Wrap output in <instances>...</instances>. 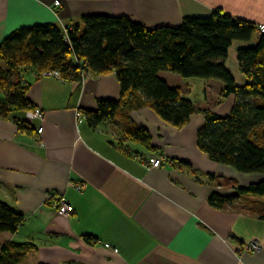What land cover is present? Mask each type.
<instances>
[{
	"label": "crops",
	"instance_id": "1",
	"mask_svg": "<svg viewBox=\"0 0 264 264\" xmlns=\"http://www.w3.org/2000/svg\"><path fill=\"white\" fill-rule=\"evenodd\" d=\"M217 9L264 26V0H0V43L38 24L81 27L86 16L126 17L153 29L176 27L185 17H207ZM237 45L229 49L226 66L242 86L246 80L238 70ZM161 77L202 110L226 116L233 106L232 96L220 101L217 81H203L201 93L197 86L193 101L188 85L165 73ZM17 78L28 86L33 109L0 116V202L23 215L24 223L14 234H0V245L35 246L21 264H264V220L237 205L218 210L207 202L212 191L226 195L232 186L261 177L238 174L199 151L201 114L178 129L146 105L126 110L129 124L148 131L151 149L126 140L120 118L96 128L85 118L77 122V112L94 110L99 100L119 99L113 72L67 83L27 68ZM4 99L2 94L0 102ZM16 120L30 133L20 131ZM141 157L161 158L162 165L151 168ZM218 176L229 178L228 186ZM51 195L72 205L71 217L55 213ZM252 242L259 251L244 252Z\"/></svg>",
	"mask_w": 264,
	"mask_h": 264
},
{
	"label": "trees",
	"instance_id": "2",
	"mask_svg": "<svg viewBox=\"0 0 264 264\" xmlns=\"http://www.w3.org/2000/svg\"><path fill=\"white\" fill-rule=\"evenodd\" d=\"M234 43L238 70L246 80L242 86L226 66ZM27 68L40 76L57 71L67 83H81L89 73L113 72L119 99L99 100L94 110L80 112L91 128L120 118L125 139L149 148L148 131L129 124V108L146 105L178 129L201 114L204 123L196 134L199 151L238 174L261 177L244 187L232 186L226 195L212 191L209 206L222 210L237 205L264 220V202L258 201L264 199V32L256 25L217 9L207 17H185L176 27L147 29L126 17L86 16L81 27L66 31L50 23L20 28L0 43V93L5 96L1 117L33 109L26 97L28 86L17 78L18 71ZM162 73L217 81L222 85L220 101L232 96L233 106L226 116L202 110L181 89L170 86ZM15 122L22 132L32 130L22 121ZM209 180L217 178L209 176ZM23 223V215L0 202V234H14ZM35 248L27 243L0 245V264H21Z\"/></svg>",
	"mask_w": 264,
	"mask_h": 264
},
{
	"label": "built area",
	"instance_id": "3",
	"mask_svg": "<svg viewBox=\"0 0 264 264\" xmlns=\"http://www.w3.org/2000/svg\"><path fill=\"white\" fill-rule=\"evenodd\" d=\"M55 5L58 6L59 3L56 2ZM258 30H259L260 33H263L264 32V26L263 25L259 26ZM43 75L54 77L56 79L62 80L60 75H59V73L57 71H51V72L45 73ZM35 113L37 115H41V112L39 110H35ZM76 119H77L78 123L84 120V116L82 115V113L80 111L77 112ZM41 132H42L41 128L37 129V136H39L41 134ZM39 140H37V143H38V145L40 147H42V142L39 141ZM139 159L141 160V162H143L145 164H148L149 167L154 168V169H158L162 165V159L158 158V157H151V158H148V159H145V158L141 157ZM74 188L77 191H81L83 187L81 185H79V184H75ZM49 199H50V204H51L53 210L55 211V213L59 217H62L64 219H67V218L71 217V215L73 214L74 210H73L72 205L65 198H63V197H54V196L51 195L49 197ZM259 249H260V246L256 242L248 243L245 246H243V248H242V250L244 252H251V253L257 252V251H259Z\"/></svg>",
	"mask_w": 264,
	"mask_h": 264
},
{
	"label": "rangeland",
	"instance_id": "4",
	"mask_svg": "<svg viewBox=\"0 0 264 264\" xmlns=\"http://www.w3.org/2000/svg\"><path fill=\"white\" fill-rule=\"evenodd\" d=\"M62 31H64V29L62 30ZM65 31H66V29H65ZM165 75H169V76H172V77H177L179 80H180V82L181 83H183L184 85H188L189 87V89H190V91L192 92V93H190V92H188L187 94H188V96L190 97V98H192L193 99V101L194 100H198V92L196 93V87L198 86V87H200L201 89H200V93H201V90L203 89V86H202V83H203V81L204 80H199V79H192V78H189V79H183V78H181V77H179V76H177V75H175V74H171V73H165ZM186 90H187V86L186 87H184ZM1 93H0V98H1ZM218 178H219V181L223 184V185H225V186H228V179L229 178H226V177H219L218 176ZM234 183L236 184V185H238V186H243V185H241V183H238V181H234ZM246 185V184H245Z\"/></svg>",
	"mask_w": 264,
	"mask_h": 264
}]
</instances>
